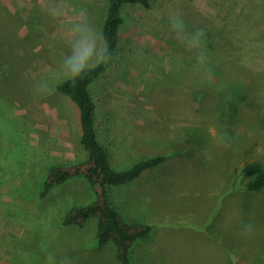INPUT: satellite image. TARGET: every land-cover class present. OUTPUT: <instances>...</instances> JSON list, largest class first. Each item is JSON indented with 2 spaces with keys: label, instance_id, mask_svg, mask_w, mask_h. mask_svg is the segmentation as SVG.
Listing matches in <instances>:
<instances>
[{
  "label": "rangeland",
  "instance_id": "374dc122",
  "mask_svg": "<svg viewBox=\"0 0 264 264\" xmlns=\"http://www.w3.org/2000/svg\"><path fill=\"white\" fill-rule=\"evenodd\" d=\"M53 6L63 15H50ZM106 6L0 0V264H44L47 252L117 264L113 246H97L95 218L62 225L69 209L94 200L83 177L39 197L49 167L86 158L57 74L69 26L101 33ZM120 12V43L91 86L98 138L117 171L165 158L110 192L124 222L154 226L134 264H264V189H236L232 175L264 167V0H151ZM173 16L187 33L204 31L200 48L177 38Z\"/></svg>",
  "mask_w": 264,
  "mask_h": 264
},
{
  "label": "trees",
  "instance_id": "16d2710c",
  "mask_svg": "<svg viewBox=\"0 0 264 264\" xmlns=\"http://www.w3.org/2000/svg\"><path fill=\"white\" fill-rule=\"evenodd\" d=\"M124 6H139L148 10L151 7V0H107L101 33L108 44L111 58L120 43L119 33L123 25L120 11ZM2 11L7 15L4 8ZM106 63L87 70L75 83L63 80L56 85V90L69 98L77 108L79 145L85 151L86 158L71 164L49 167L42 181L39 197L43 198L54 187L73 177H83L93 192L94 200L87 205L69 209L62 219V225L80 228L90 218H95L94 237L97 246L99 248L113 246L117 264H134L132 259L134 247L139 242L149 240L154 226L140 221L124 222L118 213V198L112 197L110 192L112 188L133 183L143 172L161 165L165 158L158 155L139 160L121 171L111 166L108 152L98 138L95 124L96 102L91 93V86L105 71ZM232 175L239 177L238 181L234 180L236 189L249 193H258L264 189V167L258 162L249 163L238 175L234 172Z\"/></svg>",
  "mask_w": 264,
  "mask_h": 264
},
{
  "label": "clouds",
  "instance_id": "9594fccd",
  "mask_svg": "<svg viewBox=\"0 0 264 264\" xmlns=\"http://www.w3.org/2000/svg\"><path fill=\"white\" fill-rule=\"evenodd\" d=\"M50 15L53 17L61 16L63 11L61 8L53 6L50 9ZM170 25L177 38L183 40L187 48L198 49L201 47L204 36L202 29H197L194 33H187L185 31L186 25L180 16L171 17ZM68 33L70 51L64 57L57 76L65 81L75 83L87 70L111 59V55L102 33L94 30L87 23L73 22L68 28ZM198 59L203 62L205 57L201 54ZM44 264H74V260L69 256L58 259L55 253L47 252Z\"/></svg>",
  "mask_w": 264,
  "mask_h": 264
}]
</instances>
